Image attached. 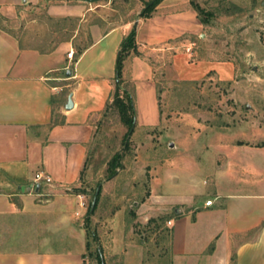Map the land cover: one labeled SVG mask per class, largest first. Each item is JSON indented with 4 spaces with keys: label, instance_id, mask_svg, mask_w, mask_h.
Returning <instances> with one entry per match:
<instances>
[{
    "label": "crops",
    "instance_id": "crops-1",
    "mask_svg": "<svg viewBox=\"0 0 264 264\" xmlns=\"http://www.w3.org/2000/svg\"><path fill=\"white\" fill-rule=\"evenodd\" d=\"M110 5L0 0V264H84L80 177L133 30L140 54L125 59L123 77L134 83L136 127L160 124L156 74L168 63L182 80L210 72L233 78L228 62H189L184 48L204 28L191 0H163L151 17L137 19L115 17ZM262 170L235 183L252 190L225 193L226 181H217L214 199L167 222L172 264H264ZM40 171L52 182L34 185Z\"/></svg>",
    "mask_w": 264,
    "mask_h": 264
},
{
    "label": "rangeland",
    "instance_id": "rangeland-1",
    "mask_svg": "<svg viewBox=\"0 0 264 264\" xmlns=\"http://www.w3.org/2000/svg\"><path fill=\"white\" fill-rule=\"evenodd\" d=\"M150 1L90 5L110 3L115 17L137 19ZM191 1L206 13L207 23L184 48L189 62H228L233 78L221 80L210 72L198 80H182L168 63L156 74L160 124L135 127L127 148L129 129L112 104L114 88L110 106L94 120L80 180L86 211L101 184L96 208L85 216L90 246L84 264H100L99 254L105 264H172L171 218L194 210V203L214 199L217 181H226L225 193L252 190L254 186L235 183L261 166L264 183V0ZM38 13L34 17L47 24ZM126 85L132 92L134 83L126 80ZM249 144L252 150L244 148ZM116 156L121 158L112 176Z\"/></svg>",
    "mask_w": 264,
    "mask_h": 264
},
{
    "label": "trees",
    "instance_id": "trees-1",
    "mask_svg": "<svg viewBox=\"0 0 264 264\" xmlns=\"http://www.w3.org/2000/svg\"><path fill=\"white\" fill-rule=\"evenodd\" d=\"M163 0H151L150 2H147L145 5V8L143 9L142 13L140 14L141 18H149L152 16L154 10L156 7L162 2ZM193 4V7L198 12V16L200 18V21L203 24L207 23V20L202 17L203 14H206L197 4ZM131 54L139 55L138 46L136 43V32L133 30L123 41L121 45V49L118 55L117 64H116V74H115V92L114 96L112 94L113 102L112 104L115 105V107L118 109L120 118L122 123L128 127L129 132L125 136V148L128 147L130 142V137L134 133L135 127L137 125V110H136V102H135V87L133 85V91L130 92V90L127 88L126 80L123 77V68H124V61L125 59L130 56ZM158 99L160 100V96L158 95ZM110 103H108L107 108L110 106ZM246 143L239 142L238 145H244ZM117 162L120 160L121 156L115 157ZM119 167V162L115 166V170L113 171L112 176L117 174V168ZM83 172L81 173V177L83 176ZM91 205L88 207L87 214L92 215L93 212H91ZM88 219L86 220V227L88 229ZM94 238L97 237V233H92ZM90 244L87 243V247H89ZM99 260L100 264H105L104 259L101 254H99Z\"/></svg>",
    "mask_w": 264,
    "mask_h": 264
},
{
    "label": "water",
    "instance_id": "water-1",
    "mask_svg": "<svg viewBox=\"0 0 264 264\" xmlns=\"http://www.w3.org/2000/svg\"><path fill=\"white\" fill-rule=\"evenodd\" d=\"M67 1H81V2H86V3H89V4H95V3H99V2H105V1H108V0H67ZM73 107V102L72 100L70 99L69 100V103L67 105V109H71ZM40 185L37 184V187H39ZM100 190H101V184L99 185L97 191H96V194L94 196V199H93V202H92V205H91V212H93L96 208V205H97V201H98V197H99V194H100Z\"/></svg>",
    "mask_w": 264,
    "mask_h": 264
},
{
    "label": "built area",
    "instance_id": "built-area-1",
    "mask_svg": "<svg viewBox=\"0 0 264 264\" xmlns=\"http://www.w3.org/2000/svg\"><path fill=\"white\" fill-rule=\"evenodd\" d=\"M69 57L72 58L73 57V53H70L69 54ZM52 182V178L49 176V175H46L45 173H43L42 171L36 173L35 175V178H34V185H37V184H41V183H51ZM213 204V201L212 200H208L206 202V205L207 206H211ZM84 205V204H83ZM171 222H169L170 224Z\"/></svg>",
    "mask_w": 264,
    "mask_h": 264
}]
</instances>
